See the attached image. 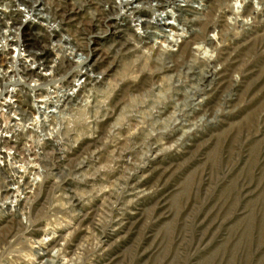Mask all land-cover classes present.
<instances>
[{
    "label": "rangeland",
    "instance_id": "1",
    "mask_svg": "<svg viewBox=\"0 0 264 264\" xmlns=\"http://www.w3.org/2000/svg\"><path fill=\"white\" fill-rule=\"evenodd\" d=\"M185 2L176 50L118 47L101 2L84 65L0 66V264H264V0Z\"/></svg>",
    "mask_w": 264,
    "mask_h": 264
},
{
    "label": "built area",
    "instance_id": "2",
    "mask_svg": "<svg viewBox=\"0 0 264 264\" xmlns=\"http://www.w3.org/2000/svg\"><path fill=\"white\" fill-rule=\"evenodd\" d=\"M12 2V8L8 12L0 7V34H13V45L8 46L9 39L2 46L0 50V66L13 68V72L20 73L21 66H25L30 71V77L34 78L39 83L48 81L53 77V70L50 66L59 63L83 65L82 53L79 48H73L70 43V38L65 36V33L69 34L71 31L80 33L82 29L88 28V24H94V21L99 17L97 8H99V0H0ZM64 1V2H63ZM115 7H118V11H111L115 16V20L112 21L113 25L120 26L126 31V35L119 38V41L125 42L127 38L132 43L136 41L141 42L142 45L151 44V47H161L165 45V41L162 38L171 37L170 48L177 49L178 39L175 37L178 35L180 7L183 0H111ZM189 1V0H185ZM70 4H69V3ZM62 3L68 7L76 8V20L68 22L66 20L60 22L55 19L53 14V8H57V4ZM185 4L182 6L184 7ZM77 7H81L78 9ZM132 8H136L132 12ZM96 12V13H95ZM86 13H92V20H83ZM95 14V15H94ZM112 16V19L113 18ZM85 21V24H83ZM73 28H75L73 30ZM135 33H130V30H134ZM168 35H164V33ZM37 34L44 35L49 39L50 43L53 39V35H61V38L54 42V45H59L62 41H65L64 45L65 55L62 59L59 57L48 59V51L52 47L43 43L39 48L29 47L27 41V35ZM172 35V36H170ZM133 38H137L133 41ZM18 41V42H17ZM135 44V43H134ZM136 45V44H135ZM138 46V45H136ZM5 48L7 51H11L13 59L5 56ZM69 58V61L66 59ZM20 66V67H19ZM16 69V70H15ZM6 70L0 69V79H3L5 75L9 73ZM50 70V71H49ZM84 73V72H83ZM76 76H80L81 72L76 71ZM4 75V76H3ZM84 75V74H83ZM78 84H81L83 77L76 80Z\"/></svg>",
    "mask_w": 264,
    "mask_h": 264
},
{
    "label": "bare ground",
    "instance_id": "3",
    "mask_svg": "<svg viewBox=\"0 0 264 264\" xmlns=\"http://www.w3.org/2000/svg\"><path fill=\"white\" fill-rule=\"evenodd\" d=\"M100 2H99V4L101 3V2H105V4L107 3V7H109V13H111V11H118V7H115L114 5H113V3H112V1L111 0H99ZM183 1H185V0H183ZM64 2V1H63ZM69 3V2H68ZM70 4V3H69ZM187 6H190V5H188L186 2H185V5H184V7L181 5V7H180V9H185V7H187ZM100 7V6H99ZM78 9H81V7H77ZM135 10H137L136 8H132V12H134ZM76 13H78L77 11H76V8H74V7H68V6H66V5H63V8H61V13H60V16H61V20H60V22H63V21H65L66 20V17H67V20H68V22H71V21H74V20H76ZM109 18H110V20H112V16H110L109 15ZM100 19V18H99ZM99 19L97 18L95 21H94V23L95 22H99ZM66 20V21H67ZM111 23V22H110ZM95 24H97V23H95ZM111 25V27L113 28V30H114V38L116 39V42L115 43H117V42H119V38H121L122 37V34H123V37H122V39L124 38V36L126 35V31L125 30H123V28H121L120 26H116V25H113L112 23L110 24ZM162 33H164V32H162ZM164 35L166 36V35H168V34H166V33H164ZM170 36H172V35H170ZM15 40H12V42H14ZM18 42V41H17ZM126 43V44H125ZM130 44H134V43H132L131 42V40L130 39H128L127 38V41H125V42H120V46H118V47H120V48H122V47H125V48H127V50H129L130 51V49L133 51V50H136L137 49V47H139V46H136L135 44V46H133V47H130V49L128 48V45H130ZM179 47V44H177V48ZM156 48H158L157 46H154L153 47V49L154 50H156ZM169 50H176V49H173V48H169ZM66 59H68V58H66ZM87 62V61H86ZM86 62H84L83 63V65L86 63ZM92 63V62H91ZM93 63H94V61H93ZM92 63V64H93ZM88 70H90V69H88ZM86 73H84V75H85Z\"/></svg>",
    "mask_w": 264,
    "mask_h": 264
}]
</instances>
